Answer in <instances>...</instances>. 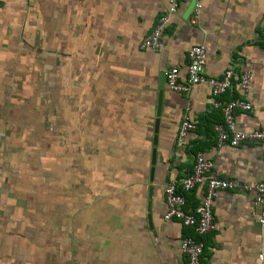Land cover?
Listing matches in <instances>:
<instances>
[{"label":"crops","instance_id":"obj_1","mask_svg":"<svg viewBox=\"0 0 264 264\" xmlns=\"http://www.w3.org/2000/svg\"><path fill=\"white\" fill-rule=\"evenodd\" d=\"M190 1L171 14L162 46L142 49L169 0H0V66L40 65L65 100L55 104L57 130L46 138L59 151L46 157L40 202L25 197V219L16 215L11 167L16 103L0 90V264H187L180 241L193 230L164 218L163 194L199 153L213 162L216 178L249 186L217 192L201 264H264L252 188L264 181V140L218 144L213 125L223 117L209 85L179 93L164 78L153 144L160 74L174 66L184 80L192 45L205 46L208 76L252 74L249 92L234 87L217 99L249 101V110L235 111V127L264 129V0H197L195 24L192 10L186 14ZM185 114L195 128L179 138ZM204 189L184 192L186 209L201 202Z\"/></svg>","mask_w":264,"mask_h":264},{"label":"built area","instance_id":"obj_2","mask_svg":"<svg viewBox=\"0 0 264 264\" xmlns=\"http://www.w3.org/2000/svg\"><path fill=\"white\" fill-rule=\"evenodd\" d=\"M187 0H169V5L162 13L151 33L141 41L140 48H159L163 44L162 31L169 22L172 13L176 12L181 2ZM201 5L196 3L192 9L191 23L198 21ZM186 77L182 80L177 67H170L165 71V83L167 87L175 92L186 93L193 85L207 84L211 89V95L215 98L212 101L214 109H218L223 117L222 124H214L213 129L218 144L229 143L237 146L240 142L247 140H264V129L253 131H242L235 127V111H247L251 103L245 99H232L222 102L217 98L229 89L234 87L243 92H249L252 83V74L249 71L237 72L227 69L220 77L208 76L204 73L206 61V48L204 45H192L187 51ZM195 128L194 123L185 114L179 125V138L184 137L188 131ZM213 162L205 158L201 153L194 157L191 169L186 176L170 181L164 186V201L166 204L165 219L180 220L184 226L190 227L194 235L187 236L180 241V251L186 257L187 264H201L204 251L202 237L214 229V218L212 203L219 190H232L238 187L249 188L236 179H219L214 176ZM198 185H205L201 202L194 208L186 209L185 191H189ZM255 191L254 204L258 207L259 216L257 222L260 232L264 234V181L255 183L252 186ZM263 259V253L258 255Z\"/></svg>","mask_w":264,"mask_h":264},{"label":"rangeland","instance_id":"obj_3","mask_svg":"<svg viewBox=\"0 0 264 264\" xmlns=\"http://www.w3.org/2000/svg\"><path fill=\"white\" fill-rule=\"evenodd\" d=\"M21 51L24 52V50ZM0 72L2 79L0 90L2 93L6 91L5 95L7 93L17 100L16 112L11 114V119L14 118L16 121V130L10 131L12 137L10 145L17 148L15 165L11 166L16 171L18 184V198L15 202L18 208L16 215L20 216L19 218H29L28 210L23 209L22 205L26 202V196H31L32 200L40 202V196L36 192L40 185L46 182L44 180L47 168L46 157L48 155L55 157L58 150L55 141L54 145H51L50 142L47 144L46 138L51 140L57 130L58 118L55 106L58 104L64 106L65 100L63 95L59 97L54 80H51L50 77H41L40 65L17 62L15 65H1ZM6 101L7 97L5 96L1 101L3 107L7 105ZM68 121H71V116L68 117ZM8 133L6 131L7 135ZM7 143L9 144V141ZM5 147L4 150H8ZM4 150L3 152H6ZM11 167H9L10 171H12ZM29 189L33 190L29 191ZM36 215V218L40 217ZM24 226V224L18 226L20 233L25 229Z\"/></svg>","mask_w":264,"mask_h":264},{"label":"water","instance_id":"obj_4","mask_svg":"<svg viewBox=\"0 0 264 264\" xmlns=\"http://www.w3.org/2000/svg\"><path fill=\"white\" fill-rule=\"evenodd\" d=\"M196 3V0H191L189 7L186 11V14L188 15L190 11L193 9L194 5ZM164 80V73L163 75L160 74V79H159V89H158V99H157V108H156V114H155V119H154V124H153V144H156L157 141V132H158V127H159V117H160V107H161V100H162V82ZM152 163L154 164L155 162V149L152 150ZM153 171V168H151V173ZM152 176V174H151ZM151 178V177H150Z\"/></svg>","mask_w":264,"mask_h":264},{"label":"trees","instance_id":"obj_5","mask_svg":"<svg viewBox=\"0 0 264 264\" xmlns=\"http://www.w3.org/2000/svg\"><path fill=\"white\" fill-rule=\"evenodd\" d=\"M12 100H13L15 103L17 102V100H16V98H15V97H13V98H12Z\"/></svg>","mask_w":264,"mask_h":264}]
</instances>
